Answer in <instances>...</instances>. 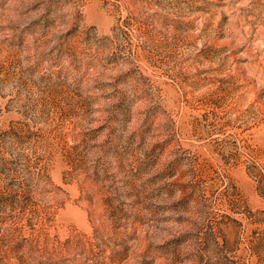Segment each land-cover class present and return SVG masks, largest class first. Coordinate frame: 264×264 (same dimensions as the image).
I'll return each instance as SVG.
<instances>
[{"label":"rangeland","instance_id":"1","mask_svg":"<svg viewBox=\"0 0 264 264\" xmlns=\"http://www.w3.org/2000/svg\"><path fill=\"white\" fill-rule=\"evenodd\" d=\"M0 264H264V0H0Z\"/></svg>","mask_w":264,"mask_h":264}]
</instances>
